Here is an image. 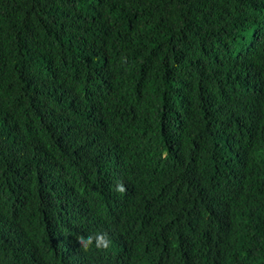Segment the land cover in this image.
<instances>
[{
	"label": "trees",
	"instance_id": "obj_1",
	"mask_svg": "<svg viewBox=\"0 0 264 264\" xmlns=\"http://www.w3.org/2000/svg\"><path fill=\"white\" fill-rule=\"evenodd\" d=\"M263 159L264 0H0V264H264Z\"/></svg>",
	"mask_w": 264,
	"mask_h": 264
},
{
	"label": "clouds",
	"instance_id": "obj_2",
	"mask_svg": "<svg viewBox=\"0 0 264 264\" xmlns=\"http://www.w3.org/2000/svg\"><path fill=\"white\" fill-rule=\"evenodd\" d=\"M124 186L122 184L118 185L116 191L124 192ZM79 244L82 246L84 250H88L91 247H95L97 249H105L110 246V239L104 233H95L93 235H89L87 237H81L79 239Z\"/></svg>",
	"mask_w": 264,
	"mask_h": 264
},
{
	"label": "bare ground",
	"instance_id": "obj_3",
	"mask_svg": "<svg viewBox=\"0 0 264 264\" xmlns=\"http://www.w3.org/2000/svg\"><path fill=\"white\" fill-rule=\"evenodd\" d=\"M120 3V2H119ZM139 4V3H138ZM131 7V6H130ZM142 7V6H141ZM107 11V10H106ZM146 18V17H145ZM147 25V24H146ZM157 31V30H156ZM161 32V31H160ZM138 33V32H137ZM163 35V34H162ZM122 53V52H121ZM116 56V55H115ZM114 56V57H115ZM119 57V56H118ZM117 59V58H116ZM112 60H113V58H112ZM112 64V63H111ZM115 66V65H114ZM242 123V122H241ZM263 128V127H262ZM262 130V129H261ZM262 134V133H261ZM233 136V135H232ZM259 137V136H258ZM263 139V138H262ZM233 141V140H232ZM242 141V140H241ZM257 142V141H256ZM260 142V141H259ZM258 145V144H257ZM261 145V144H260ZM254 153V152H253ZM258 153H259V151H258ZM257 158V157H256ZM264 160V159H263ZM263 163V162H262ZM256 165H257V163H256ZM261 165V164H260ZM259 166V165H258ZM263 167V166H262ZM129 168V167H128ZM29 243V242H28Z\"/></svg>",
	"mask_w": 264,
	"mask_h": 264
}]
</instances>
